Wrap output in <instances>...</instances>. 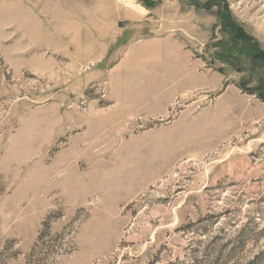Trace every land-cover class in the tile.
Segmentation results:
<instances>
[{
  "label": "rangeland",
  "instance_id": "obj_1",
  "mask_svg": "<svg viewBox=\"0 0 264 264\" xmlns=\"http://www.w3.org/2000/svg\"><path fill=\"white\" fill-rule=\"evenodd\" d=\"M189 1L0 0V264H264V0Z\"/></svg>",
  "mask_w": 264,
  "mask_h": 264
},
{
  "label": "crops",
  "instance_id": "obj_2",
  "mask_svg": "<svg viewBox=\"0 0 264 264\" xmlns=\"http://www.w3.org/2000/svg\"><path fill=\"white\" fill-rule=\"evenodd\" d=\"M187 1H188V5L183 4V0H178V2H182V3L177 4L176 6V8L179 9V11L177 12L181 14V15H178L177 17H180L182 19L181 22H183V26L186 25L187 27L182 28L183 32L175 30L172 33L163 34L160 37H158L155 40V43L153 44L156 46V50L154 51L155 56H195L189 47V41H194L196 38L195 31H196V26H197L196 23L198 22L197 20L204 21L203 22V32L206 30L204 25L207 21L204 19V16L197 18L196 9L200 8L201 10H204V9L207 11L209 10L203 7L202 5L196 6L195 4L191 3L189 0ZM207 23L210 24L211 19H209ZM218 23H219V20H218ZM218 27H220L219 24H218ZM199 28L201 27L198 26V29ZM152 43L153 42L149 41L146 43V46H152ZM151 50H148V48L147 49L143 48L141 56H153V53Z\"/></svg>",
  "mask_w": 264,
  "mask_h": 264
},
{
  "label": "trees",
  "instance_id": "obj_3",
  "mask_svg": "<svg viewBox=\"0 0 264 264\" xmlns=\"http://www.w3.org/2000/svg\"><path fill=\"white\" fill-rule=\"evenodd\" d=\"M222 19H223V21L224 20L228 21L227 15H224ZM235 29L227 27L225 25V30L227 31V33H229V39L231 40V43L235 44V45L242 44V43L246 44L245 41H247L248 38L245 35L240 34V32H238L237 28H235Z\"/></svg>",
  "mask_w": 264,
  "mask_h": 264
}]
</instances>
